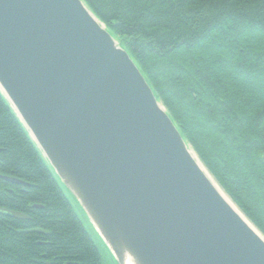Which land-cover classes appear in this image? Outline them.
<instances>
[{"label": "water", "instance_id": "water-1", "mask_svg": "<svg viewBox=\"0 0 264 264\" xmlns=\"http://www.w3.org/2000/svg\"><path fill=\"white\" fill-rule=\"evenodd\" d=\"M0 91L117 264H264V237L82 1L0 0Z\"/></svg>", "mask_w": 264, "mask_h": 264}, {"label": "trees", "instance_id": "trees-1", "mask_svg": "<svg viewBox=\"0 0 264 264\" xmlns=\"http://www.w3.org/2000/svg\"><path fill=\"white\" fill-rule=\"evenodd\" d=\"M80 1L264 237V0ZM82 216L0 91V264H103Z\"/></svg>", "mask_w": 264, "mask_h": 264}, {"label": "rangeland", "instance_id": "rangeland-1", "mask_svg": "<svg viewBox=\"0 0 264 264\" xmlns=\"http://www.w3.org/2000/svg\"><path fill=\"white\" fill-rule=\"evenodd\" d=\"M219 190H220V189H219ZM220 191H222V190H220ZM222 193H223V191H222ZM223 194H224V193H223ZM224 195H225V194H224ZM226 198H227V197H226ZM227 199H228V198H227ZM230 202H231V201H230ZM232 205H233V204H232ZM72 206H73V204H72ZM73 207H74V206H73ZM75 208H76V207H75ZM237 211H238V210H237ZM76 212H77V214H79L77 208H76ZM79 218H81V221H82V223H83V225H84V228H86L87 232L90 234V236L92 237V239H94V241H95V243H96L98 249L100 250V253H101V260L103 261V264H115L116 262H115V260L112 258V256H111L109 250L106 249V248L102 245V243H101V241H100L99 239H97L96 235L94 234V231L92 230V228H90V225H89L87 219H86L85 217H83V216H82V217H79Z\"/></svg>", "mask_w": 264, "mask_h": 264}, {"label": "bare ground", "instance_id": "bare-ground-1", "mask_svg": "<svg viewBox=\"0 0 264 264\" xmlns=\"http://www.w3.org/2000/svg\"><path fill=\"white\" fill-rule=\"evenodd\" d=\"M221 193H222V192H221ZM222 195L224 196V199L228 201V203L231 205V207L234 208L235 211H237V209L235 208L234 205H232V203L230 202V200H228V199L226 198V196H225L223 193H222ZM237 212L239 213V211H237ZM239 214H240V213H239ZM240 216L242 217L241 214H240ZM242 218H243V217H242ZM126 264H131L130 260H127V263H126Z\"/></svg>", "mask_w": 264, "mask_h": 264}]
</instances>
